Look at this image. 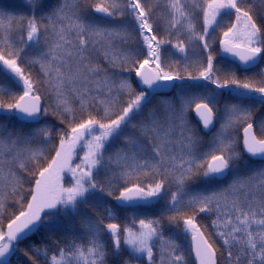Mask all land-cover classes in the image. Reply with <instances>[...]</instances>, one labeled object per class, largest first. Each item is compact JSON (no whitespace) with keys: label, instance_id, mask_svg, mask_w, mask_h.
I'll list each match as a JSON object with an SVG mask.
<instances>
[{"label":"snow or ice","instance_id":"snow-or-ice-1","mask_svg":"<svg viewBox=\"0 0 264 264\" xmlns=\"http://www.w3.org/2000/svg\"><path fill=\"white\" fill-rule=\"evenodd\" d=\"M0 264H264V0L0 7Z\"/></svg>","mask_w":264,"mask_h":264},{"label":"rangeland","instance_id":"rangeland-1","mask_svg":"<svg viewBox=\"0 0 264 264\" xmlns=\"http://www.w3.org/2000/svg\"><path fill=\"white\" fill-rule=\"evenodd\" d=\"M20 2L17 0H0V7L20 10L22 6V0H20Z\"/></svg>","mask_w":264,"mask_h":264},{"label":"bare ground","instance_id":"bare-ground-1","mask_svg":"<svg viewBox=\"0 0 264 264\" xmlns=\"http://www.w3.org/2000/svg\"><path fill=\"white\" fill-rule=\"evenodd\" d=\"M17 1H19L20 2V0H17ZM21 3V2H20Z\"/></svg>","mask_w":264,"mask_h":264}]
</instances>
